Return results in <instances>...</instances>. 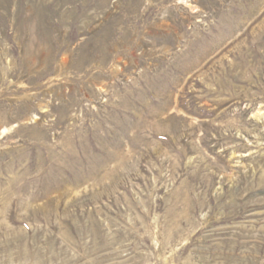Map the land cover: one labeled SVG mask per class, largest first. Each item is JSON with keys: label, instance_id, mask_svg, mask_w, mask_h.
<instances>
[{"label": "rangeland", "instance_id": "rangeland-1", "mask_svg": "<svg viewBox=\"0 0 264 264\" xmlns=\"http://www.w3.org/2000/svg\"><path fill=\"white\" fill-rule=\"evenodd\" d=\"M0 264H264V0H0Z\"/></svg>", "mask_w": 264, "mask_h": 264}]
</instances>
